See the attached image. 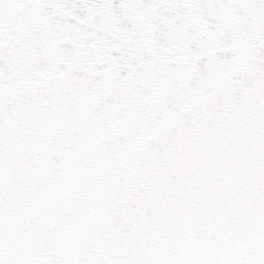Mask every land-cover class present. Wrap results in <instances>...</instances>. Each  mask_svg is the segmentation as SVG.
Returning a JSON list of instances; mask_svg holds the SVG:
<instances>
[{"label": "snow or ice", "instance_id": "obj_1", "mask_svg": "<svg viewBox=\"0 0 264 264\" xmlns=\"http://www.w3.org/2000/svg\"><path fill=\"white\" fill-rule=\"evenodd\" d=\"M0 264H264V0H0Z\"/></svg>", "mask_w": 264, "mask_h": 264}]
</instances>
